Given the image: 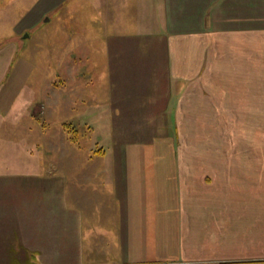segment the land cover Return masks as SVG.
I'll use <instances>...</instances> for the list:
<instances>
[{
	"label": "crops",
	"instance_id": "crops-1",
	"mask_svg": "<svg viewBox=\"0 0 264 264\" xmlns=\"http://www.w3.org/2000/svg\"><path fill=\"white\" fill-rule=\"evenodd\" d=\"M70 1L0 0V116L11 107L5 86L19 42ZM98 1L97 12L124 11L114 23L122 29L114 37L124 40L95 37L93 44L113 49L114 59L167 61L151 77L170 85L168 124L188 125L199 110L255 108L264 131V0ZM155 82L148 98L162 93ZM128 92L139 99L138 88ZM108 108L116 113L113 103ZM153 138L123 149L122 162H105V150L76 166L67 163L73 151L65 141L66 163L47 170L60 181L54 195L39 192L29 168L0 165V264H68L55 257L70 237L75 245L88 240L87 260L71 264H264V148L179 149L171 134ZM41 253L47 263L17 257Z\"/></svg>",
	"mask_w": 264,
	"mask_h": 264
},
{
	"label": "rangeland",
	"instance_id": "rangeland-1",
	"mask_svg": "<svg viewBox=\"0 0 264 264\" xmlns=\"http://www.w3.org/2000/svg\"><path fill=\"white\" fill-rule=\"evenodd\" d=\"M98 3V0H72L48 14L47 21L26 32L29 38L19 42L10 69L12 78L5 86L11 107L6 103L7 110L0 116V165L29 168L27 173L36 175L37 185H42L39 192L44 195L47 187V192L54 195L60 181L56 172L49 175L47 170L66 163L61 158L65 141L66 151H73L66 156L67 163L74 166L81 163L76 161L78 158L90 164L97 160H92L90 153L106 154V151L105 162L115 164L114 159L122 162L123 149L139 148L143 143L155 141V135L165 138L171 134L173 143L178 140L173 147L179 149L264 148V131L260 133L255 126L261 112H255V108L199 110L188 125L168 124L170 85L166 77L161 81L151 77L156 70L159 73L166 70L167 61L131 60L123 55L114 59L113 49L109 52L106 45L93 44L95 37L100 41L113 39L115 31L122 30L114 27V23L125 15L124 11L110 13L107 9L97 12ZM95 22L101 24L99 29L94 27ZM110 70H114L112 77L107 75ZM152 79L157 80L158 89L161 84L162 93L154 86L156 91L148 98L144 92L151 90ZM108 81H112V88L116 87L119 100L109 92ZM131 87L138 88L139 99H129ZM77 90L81 93H76ZM108 103H113L116 113L108 108ZM161 111L163 117L159 116ZM155 113L158 118L152 122L151 114ZM113 153L117 156L113 157ZM72 232L69 230L68 236ZM70 238L73 244L55 254L54 260L68 264L86 261L87 253L82 251L88 248L85 246L88 240L75 245V238ZM44 256L27 254L25 258L17 254L23 263H47L49 260ZM96 259L105 258L96 255Z\"/></svg>",
	"mask_w": 264,
	"mask_h": 264
},
{
	"label": "water",
	"instance_id": "water-1",
	"mask_svg": "<svg viewBox=\"0 0 264 264\" xmlns=\"http://www.w3.org/2000/svg\"><path fill=\"white\" fill-rule=\"evenodd\" d=\"M28 35V34H27Z\"/></svg>",
	"mask_w": 264,
	"mask_h": 264
}]
</instances>
